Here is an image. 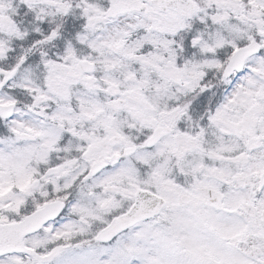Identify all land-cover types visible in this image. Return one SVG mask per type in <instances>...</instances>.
Masks as SVG:
<instances>
[{
	"label": "snow or ice",
	"instance_id": "snow-or-ice-1",
	"mask_svg": "<svg viewBox=\"0 0 264 264\" xmlns=\"http://www.w3.org/2000/svg\"><path fill=\"white\" fill-rule=\"evenodd\" d=\"M0 264H264V0H0Z\"/></svg>",
	"mask_w": 264,
	"mask_h": 264
}]
</instances>
